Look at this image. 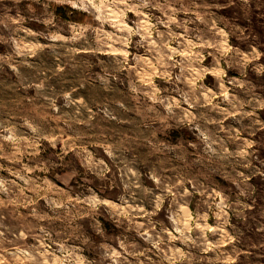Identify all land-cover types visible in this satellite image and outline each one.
I'll use <instances>...</instances> for the list:
<instances>
[{"label":"clouds","instance_id":"9594fccd","mask_svg":"<svg viewBox=\"0 0 264 264\" xmlns=\"http://www.w3.org/2000/svg\"><path fill=\"white\" fill-rule=\"evenodd\" d=\"M0 264H264V0H0Z\"/></svg>","mask_w":264,"mask_h":264}]
</instances>
